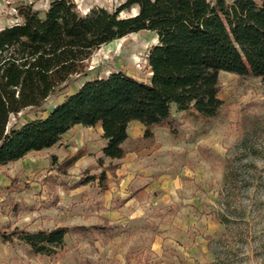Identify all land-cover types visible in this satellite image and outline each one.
Listing matches in <instances>:
<instances>
[{"label": "rangeland", "instance_id": "374dc122", "mask_svg": "<svg viewBox=\"0 0 264 264\" xmlns=\"http://www.w3.org/2000/svg\"><path fill=\"white\" fill-rule=\"evenodd\" d=\"M49 1L0 0V28L21 21L20 2L44 12ZM75 1L86 12L94 5L113 10L125 0ZM157 42L156 32L141 30L102 45L87 61L88 75L76 76L42 107L12 116L11 124L44 116L85 80L117 69L148 80V51ZM220 81L224 103L217 116L173 106L175 133L158 123L154 137L125 143L123 159L106 158V165L120 163L115 175L108 172L107 190L98 181L74 186L101 171L100 124H77L54 146L1 166L0 224L72 230L50 257L0 239V264H31V258L39 264H264V80L222 71ZM79 150L84 153L68 174L60 173L64 159ZM80 225L105 227L74 228Z\"/></svg>", "mask_w": 264, "mask_h": 264}, {"label": "trees", "instance_id": "16d2710c", "mask_svg": "<svg viewBox=\"0 0 264 264\" xmlns=\"http://www.w3.org/2000/svg\"><path fill=\"white\" fill-rule=\"evenodd\" d=\"M133 8L134 14H123ZM16 10L21 21L0 28V167L54 146L77 124H102L101 171L84 174L74 186L98 181L107 190L108 172L115 175L120 163L106 165V158L127 155L132 121L146 126L141 139L154 137L161 122L175 133L173 106L204 118L219 114L222 71L264 80V0H125L113 10L94 5L86 12L75 0H50L44 12L33 2ZM141 30L158 37L148 51V80L117 69L85 80L44 116L11 124L12 116L42 107L76 76L88 75L87 61L102 45ZM83 153L64 159L59 172L67 175ZM95 227L105 226L74 228ZM71 230L0 224V239L30 255L55 256Z\"/></svg>", "mask_w": 264, "mask_h": 264}, {"label": "crops", "instance_id": "0c3cea01", "mask_svg": "<svg viewBox=\"0 0 264 264\" xmlns=\"http://www.w3.org/2000/svg\"><path fill=\"white\" fill-rule=\"evenodd\" d=\"M100 6H102V5H100ZM89 10V9H88ZM133 76H135V75H133ZM138 78V77H137ZM156 124H158V123H156ZM156 124H154V125H156ZM101 125V124H100ZM101 128H102V126H101ZM145 128H146V126L142 123V122H140V121H138V120H134V121H132L131 123H130V126H129V135H130V137H129V139L128 140H133V139H140V138H142L143 137V135H144V131H145ZM71 130V129H70ZM102 132H103V130H102ZM105 145V144H104ZM103 145V146H104ZM103 146H102V148H103ZM123 159V158H122ZM114 160V159H113ZM119 160V159H118ZM41 257V256H44V255H34V257ZM50 257V256H49ZM31 260H32V263L31 264H39L36 260H33V258H31Z\"/></svg>", "mask_w": 264, "mask_h": 264}, {"label": "water", "instance_id": "95a60500", "mask_svg": "<svg viewBox=\"0 0 264 264\" xmlns=\"http://www.w3.org/2000/svg\"><path fill=\"white\" fill-rule=\"evenodd\" d=\"M101 126H102V124H101Z\"/></svg>", "mask_w": 264, "mask_h": 264}]
</instances>
